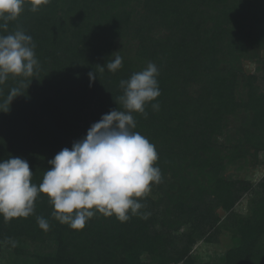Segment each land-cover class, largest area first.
<instances>
[{
	"label": "trees",
	"instance_id": "16d2710c",
	"mask_svg": "<svg viewBox=\"0 0 264 264\" xmlns=\"http://www.w3.org/2000/svg\"><path fill=\"white\" fill-rule=\"evenodd\" d=\"M263 156L264 0H0L12 264H264Z\"/></svg>",
	"mask_w": 264,
	"mask_h": 264
},
{
	"label": "rangeland",
	"instance_id": "374dc122",
	"mask_svg": "<svg viewBox=\"0 0 264 264\" xmlns=\"http://www.w3.org/2000/svg\"><path fill=\"white\" fill-rule=\"evenodd\" d=\"M248 71L253 72L254 67L249 65ZM261 164L255 166V168L251 169L247 174L244 172L238 171V169L231 167L226 172L227 176H229L232 179L236 178H243L245 177L247 180L259 183L262 178H264V156L260 157ZM135 184L133 182H128L127 187L134 186L137 190H142L149 188L147 181L144 179L142 181H138V179H135ZM133 188V187H132ZM153 194V193H152ZM247 201L248 198H245V200L241 201L239 205L236 207V211L239 214H245L247 212ZM223 213L220 212V215ZM241 243V238L236 235L235 233H232L231 230L228 232H223L222 235L219 236L218 242L215 244H201L198 246L196 250V254L199 257L200 262H210L214 261L222 262L224 259V256L227 252V250L235 248L239 246ZM6 247L1 246L0 247V264H12L13 258H14V252L10 249H5ZM31 244L28 246V249L30 250Z\"/></svg>",
	"mask_w": 264,
	"mask_h": 264
}]
</instances>
